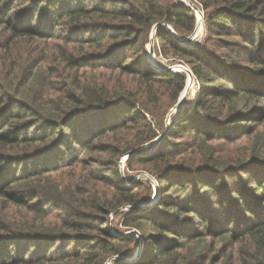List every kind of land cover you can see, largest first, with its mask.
I'll list each match as a JSON object with an SVG mask.
<instances>
[{"label":"trees","instance_id":"16d2710c","mask_svg":"<svg viewBox=\"0 0 264 264\" xmlns=\"http://www.w3.org/2000/svg\"><path fill=\"white\" fill-rule=\"evenodd\" d=\"M196 1L202 45L155 32L161 55L198 84L185 106L186 75L151 69L145 46L158 24L192 35L191 5L0 0V264H104L138 247L136 261L115 264H206L215 251L210 264H264V152L221 161L204 149L239 136L264 146V0ZM198 144L205 164L182 165ZM133 151L126 171L153 173L162 192L117 212L140 203L143 184L127 188L119 170Z\"/></svg>","mask_w":264,"mask_h":264},{"label":"rangeland","instance_id":"374dc122","mask_svg":"<svg viewBox=\"0 0 264 264\" xmlns=\"http://www.w3.org/2000/svg\"><path fill=\"white\" fill-rule=\"evenodd\" d=\"M165 2H169V0H164ZM172 1V3H181L187 6H192L193 8H195V12L197 14V18L199 16L200 11H202V6H200V3L196 0H170ZM204 13H203V19L202 21H200L199 19L196 22V26L194 29V32L192 35L187 36V37H180L178 36L174 30L170 27V26H166L165 24H158L155 29L151 31L148 42L145 46L146 52H147V62L149 64V67L151 69L155 68L158 69H163L165 71H172V72H180V73H184L186 75V85L188 84V88L187 90L185 89L181 95H180V103L178 105H194L195 101L197 100V96H198V84L196 83L195 79L192 77V75L188 72L189 71V66L186 65L184 62L179 61V60H173L171 58H165L161 55L160 52V46L159 43L156 40V28L159 27H165L170 33L172 32L174 35L177 36V38H179V42L182 40H188L189 42L185 43L182 42L183 44L186 45H194V46H198V45H202L204 43V41L207 38V32H206V23L204 21ZM196 38L194 40H191L190 37L195 36ZM180 42V43H181ZM148 52H150L152 58L154 59V61L156 62L158 66H154L148 58ZM160 69V70H161ZM89 78H95L97 77V73H89L88 74ZM189 80V82H188ZM131 88L135 89V84L132 83ZM186 88V86H185ZM162 101V99H161ZM177 105V106H178ZM175 110H174V106L168 105V107H166V110L164 111V123L166 125V127L168 128V123L171 121V117L174 115ZM166 128V130H167ZM261 129V128H260ZM259 129V131H260ZM264 129H261L260 131V135L262 136ZM256 134H254L255 136ZM157 140H155L152 144H154ZM254 140H249V138L247 139V137L244 136H239L236 137L233 142H218V141H213V142H209L204 144V149H205V155H208L210 153V156H206V157H213V158H219L221 161H236L239 160L241 158L247 157L252 155L251 152L255 149V150H261V152H264V146L263 148H261L260 146H256L253 147V142ZM151 145V144H150ZM201 144L196 145L195 147H188L185 151V153H183L182 156V165L184 166H188V167H201L202 165L205 164V158L202 157L201 153L198 151V147ZM149 146V145H147ZM158 146V145H157ZM157 146L154 148L156 150ZM152 150V149H151ZM151 150H147L146 154H144V157H147L148 155L151 154ZM123 158V157H122ZM122 158L120 160L119 163V170L121 173V177L124 181V183L126 184L127 188H131L133 186L136 185V183H141L142 185V190L139 192L140 193V203H138L136 206L134 207H124L120 210H118L117 212H121V211H136L137 209L139 211L141 210H145L147 208H150L154 205V203L156 202V200L159 197V193L162 192V186L159 184L158 182V178L151 172L147 171V170H140L137 169L134 171H126V160L122 161ZM64 176L66 177V179L64 181H69V180H76L80 183L79 179L76 178H71L73 175L69 176L68 173H65ZM102 190H105L102 188ZM122 217L120 214L114 213L111 214L109 217V224L110 227L113 229L112 234L113 235H117L116 233H118V236H126L128 234V230H126V228H124L121 225V221ZM135 235H137L138 237H140L138 235V232L133 230L132 231ZM216 250H220V252L225 248L226 252H230V250H232L230 248V245H226L223 246L222 243H217L216 245ZM139 248V247H138ZM138 248L134 251V256H139L140 255V250H138ZM205 254V253H204ZM218 254L215 252H211L208 253V256H210V260H208V262L206 264H210L211 261L218 258L217 256ZM125 258L122 256H118V257H112L109 258L108 260H106V262L104 264H115L116 262H125V263H132L134 261H136V258ZM121 258V259H119Z\"/></svg>","mask_w":264,"mask_h":264},{"label":"water","instance_id":"95a60500","mask_svg":"<svg viewBox=\"0 0 264 264\" xmlns=\"http://www.w3.org/2000/svg\"><path fill=\"white\" fill-rule=\"evenodd\" d=\"M155 29V28H154ZM172 33V32H171ZM173 34V33H172ZM173 36H175L176 38H177V36L176 35H174L173 34ZM178 40H179V38H177ZM182 42H185V43H187V42H189L188 40H182ZM148 58H149V61L154 65V66H158L159 67V65H157L156 64V62L154 61V59L152 58V56H151V54H150V52H148ZM161 69V68H160ZM168 71V70H167ZM188 82H189V80H188ZM187 85H186V90H187ZM134 153H136V151H133V152H131V153H129V154H127V155H125V156H123V158H122V161H125L130 155H132V154H134ZM119 259H121V258H119Z\"/></svg>","mask_w":264,"mask_h":264},{"label":"built area","instance_id":"2783aa9c","mask_svg":"<svg viewBox=\"0 0 264 264\" xmlns=\"http://www.w3.org/2000/svg\"><path fill=\"white\" fill-rule=\"evenodd\" d=\"M200 20V21H202V19H203V12L202 11H200V13H199V16H198V18H197V20ZM194 35V34H193ZM192 38V39H191ZM196 38V35L195 36H192V37H190V39L191 40H194ZM191 75H192V73H191V70L189 69V71H188Z\"/></svg>","mask_w":264,"mask_h":264},{"label":"bare ground","instance_id":"6f19581e","mask_svg":"<svg viewBox=\"0 0 264 264\" xmlns=\"http://www.w3.org/2000/svg\"><path fill=\"white\" fill-rule=\"evenodd\" d=\"M187 87H188V84H187Z\"/></svg>","mask_w":264,"mask_h":264}]
</instances>
